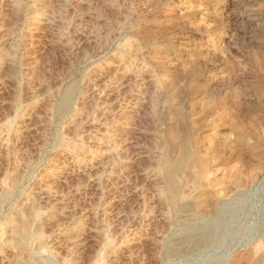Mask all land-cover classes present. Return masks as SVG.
I'll list each match as a JSON object with an SVG mask.
<instances>
[{
	"label": "rangeland",
	"instance_id": "obj_1",
	"mask_svg": "<svg viewBox=\"0 0 264 264\" xmlns=\"http://www.w3.org/2000/svg\"><path fill=\"white\" fill-rule=\"evenodd\" d=\"M0 264H264V0H0Z\"/></svg>",
	"mask_w": 264,
	"mask_h": 264
},
{
	"label": "bare ground",
	"instance_id": "obj_2",
	"mask_svg": "<svg viewBox=\"0 0 264 264\" xmlns=\"http://www.w3.org/2000/svg\"><path fill=\"white\" fill-rule=\"evenodd\" d=\"M70 101H71V96L68 94V95H66L65 96V99L63 100V102H62V104H61V110H65L67 107H68V105H69V103H70ZM261 138V137H260ZM263 139V138H262ZM260 141V140H259ZM256 158V157H255ZM184 159V158H183ZM257 159V158H256ZM260 159V158H259ZM262 159V158H261ZM181 162V161H180ZM255 164V163H254ZM181 165V164H180ZM177 168H178V166H177ZM179 169V168H178ZM174 170V169H173ZM174 174V173H173ZM175 178V177H174ZM169 179V178H168ZM173 186V185H172ZM173 193V192H172ZM174 195V194H173ZM177 196V195H176ZM27 232V231H26ZM28 232H30V231H28ZM28 234V233H27ZM26 234V235H27ZM34 237V236H33ZM201 240L203 239V240H206L207 238H208V234L207 233H205V234H203L201 237ZM28 239V238H27ZM21 240H23V239H21ZM21 242V241H20ZM23 243V242H22ZM26 243V242H25ZM24 243V244H25Z\"/></svg>",
	"mask_w": 264,
	"mask_h": 264
}]
</instances>
